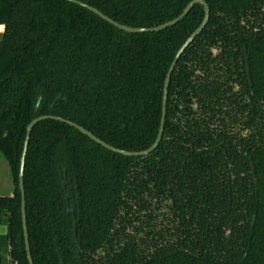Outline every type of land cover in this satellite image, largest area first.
Returning <instances> with one entry per match:
<instances>
[{
	"label": "trees",
	"instance_id": "1",
	"mask_svg": "<svg viewBox=\"0 0 264 264\" xmlns=\"http://www.w3.org/2000/svg\"><path fill=\"white\" fill-rule=\"evenodd\" d=\"M77 1L152 28L192 0ZM203 1L209 20L171 74L151 154L120 155L54 119L32 129L33 264H264V0ZM203 16L197 4L172 27L127 33L66 0H0V155L13 182L0 196V264H28L18 186L28 124L60 117L116 149L146 150L169 66Z\"/></svg>",
	"mask_w": 264,
	"mask_h": 264
},
{
	"label": "water",
	"instance_id": "2",
	"mask_svg": "<svg viewBox=\"0 0 264 264\" xmlns=\"http://www.w3.org/2000/svg\"><path fill=\"white\" fill-rule=\"evenodd\" d=\"M66 1L74 3L76 5H79L83 8L88 9L89 11H91L92 13H94L95 15H97L98 17L103 19L104 21L108 22L109 24L113 25L114 27L118 28L119 30H122V31L127 32V33L159 32V31H162L168 27H172L175 24H177L178 22H180L181 20H183L186 17V15L190 12L192 7L194 5H197V4H200L203 6L204 16H203V20H202L201 24L189 35V37L185 40V42L177 50L170 66H169L168 72H167L165 80H164V86H163L162 110H161V119H160L158 134H157L155 141L153 142V144L148 149L140 151V152H129V151L116 149V148L111 147L108 144L104 143L103 141H101L100 139L95 137L92 133L85 130L83 127H81L75 123H72L70 121L64 120L60 117L39 116V117H36L35 119H33L28 124V126L26 128L24 145H23V149H22V153H21V157H20V165H19V173H18V186H19L20 197H21V210H20L21 211V221H22V230H23L25 251H26V257H27L28 264H33V263H32V259L30 256L29 243H28V233H27V224H26V215H25V194H24V186H23V172H24V162H25V156H26V152H27L29 137H30L31 131L34 128V126L42 120L54 119V120H57L60 122H64V123L76 128L83 135L87 136L92 141L96 142L97 144L101 145L102 147H104L107 150H110L112 152L118 153V154L126 156V157H142V156L149 155L150 153H152L157 148V146L159 145L161 138H162L163 129H164V122H165V114H166L167 91H168V85L170 82L171 74L175 68V65H176L179 57L182 55V53L185 51V49L190 45V43L201 33V31L203 30V28L205 27V25L207 24L208 19H209V7L206 4V2L203 0H192L191 2H189L187 4V6L183 9V11L181 12V14L179 16H177L176 18H174V19H172V20H170L164 24H161L159 26L152 27V28H132V27H128V26L118 24L117 22L113 21L109 17L102 14L97 9H95V8L85 4V3H82V2L77 1V0H66ZM244 53H245V57H246L247 74H248V78H249L248 57H247L245 51H244ZM253 174H254V172H253Z\"/></svg>",
	"mask_w": 264,
	"mask_h": 264
},
{
	"label": "rangeland",
	"instance_id": "3",
	"mask_svg": "<svg viewBox=\"0 0 264 264\" xmlns=\"http://www.w3.org/2000/svg\"><path fill=\"white\" fill-rule=\"evenodd\" d=\"M12 191L13 182L9 165L7 161L0 155V196H9L12 194Z\"/></svg>",
	"mask_w": 264,
	"mask_h": 264
},
{
	"label": "crops",
	"instance_id": "4",
	"mask_svg": "<svg viewBox=\"0 0 264 264\" xmlns=\"http://www.w3.org/2000/svg\"><path fill=\"white\" fill-rule=\"evenodd\" d=\"M3 32V26L0 25V34ZM7 226L5 222L0 223V252H3L7 257V252L9 251L8 241L6 238Z\"/></svg>",
	"mask_w": 264,
	"mask_h": 264
},
{
	"label": "flooded vegetation",
	"instance_id": "5",
	"mask_svg": "<svg viewBox=\"0 0 264 264\" xmlns=\"http://www.w3.org/2000/svg\"><path fill=\"white\" fill-rule=\"evenodd\" d=\"M204 10V9H203ZM209 20V19H208ZM206 26V25H205ZM204 29V28H203ZM191 44V43H190ZM244 51L246 52V50L244 49L243 50V56H244V60H245V64H246V75H247V79H248V82H249V84H251V77H250V68H249V57H248V55H247V53H246V55H247V57H248V69H249V78H248V74H247V63H246V57H245V53H244ZM162 93H163V90H162ZM167 93H168V91H167ZM167 104V103H166ZM161 119V118H160ZM159 130V129H158ZM164 130V129H163ZM158 134V133H157ZM163 135V134H162ZM157 137V136H156ZM156 139V138H155ZM162 139V138H161ZM155 141V140H154ZM153 144V143H152ZM158 147V146H157ZM148 149V148H147ZM138 152H140V151H138ZM151 154V153H150ZM143 157V156H142ZM251 171H252V174H253V172H254V170H253V166H251ZM255 176H254V174H253V178H254Z\"/></svg>",
	"mask_w": 264,
	"mask_h": 264
}]
</instances>
